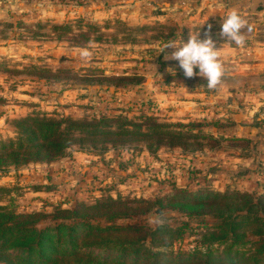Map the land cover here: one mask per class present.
I'll list each match as a JSON object with an SVG mask.
<instances>
[{
    "label": "rangeland",
    "instance_id": "374dc122",
    "mask_svg": "<svg viewBox=\"0 0 264 264\" xmlns=\"http://www.w3.org/2000/svg\"><path fill=\"white\" fill-rule=\"evenodd\" d=\"M241 1L245 7H236L253 30L236 46L218 33L224 7ZM210 2L0 0V142L16 136L17 120L36 114L123 116L142 130L145 116L171 126L170 132L196 135L136 138L94 149L75 144L48 164L0 166V206L52 214L123 201L139 213L108 222L95 209L89 224L165 228L158 241L175 254L200 246L205 228L219 224L207 193L264 196V0H223V8ZM199 30L202 39L209 33L218 48L227 49L221 55L219 50L224 75L214 90L166 60L171 48L158 53ZM173 66L175 76L167 71ZM244 128L250 135L230 132ZM158 139L163 143L155 144ZM257 239L245 240L240 250L251 253L249 242ZM149 243L147 237L144 247Z\"/></svg>",
    "mask_w": 264,
    "mask_h": 264
},
{
    "label": "trees",
    "instance_id": "16d2710c",
    "mask_svg": "<svg viewBox=\"0 0 264 264\" xmlns=\"http://www.w3.org/2000/svg\"><path fill=\"white\" fill-rule=\"evenodd\" d=\"M37 73L51 74L46 70ZM142 117L145 130L123 116L55 119L36 114L21 118L15 122L16 136L0 142V166L48 164L75 144H88L94 149L108 143H131L136 138H196L195 134L170 132L171 126ZM161 143L160 139L155 141ZM151 146L148 143L149 151ZM206 197L211 199L210 210L219 224L205 228L200 246L175 254L169 250L171 245L158 241V234L165 228L146 232L136 227L98 228L89 224L91 210L95 209L94 215L108 222L139 213L123 201L101 203L90 209L76 205L71 210L55 209L52 214L17 213L12 204L0 206V264H264V196L254 199L251 194L234 191L207 193ZM147 237L149 248L144 247ZM254 238L258 239L249 242L251 253L240 250L245 240Z\"/></svg>",
    "mask_w": 264,
    "mask_h": 264
},
{
    "label": "clouds",
    "instance_id": "9594fccd",
    "mask_svg": "<svg viewBox=\"0 0 264 264\" xmlns=\"http://www.w3.org/2000/svg\"><path fill=\"white\" fill-rule=\"evenodd\" d=\"M214 4L218 8L224 7L223 0H214ZM252 30V26L249 25L241 11L237 8H231L226 13L223 22L220 23L218 38L223 42L230 41L236 46H243L248 38L246 33H251ZM221 46L217 47L216 40L209 33H206L205 38L202 39L199 30L196 34L189 33L187 42L183 39L179 44L174 40L169 41L158 53L171 48L172 52L165 57L166 60L178 62V67L183 71L186 78L197 76L204 78L207 82V88L214 90L221 83L224 75V68L219 58ZM89 54L87 51L82 53L85 57ZM195 69L199 71L197 72ZM167 71L172 76L176 75L175 66L168 68Z\"/></svg>",
    "mask_w": 264,
    "mask_h": 264
},
{
    "label": "crops",
    "instance_id": "0c3cea01",
    "mask_svg": "<svg viewBox=\"0 0 264 264\" xmlns=\"http://www.w3.org/2000/svg\"><path fill=\"white\" fill-rule=\"evenodd\" d=\"M210 1H214V0H209V4L211 3ZM241 2H243V1H241ZM238 5H242L243 7H245V4H244V2L242 3V4H234V3H228V5L226 6V7H224V11L223 12H228V10H230L231 8H237L236 6H238ZM222 53H227V49H224V48H221L220 49V55L222 54ZM241 66H243V65H241ZM264 73V72H263ZM258 74H261V73H258ZM262 80H264V75H263V77H262ZM259 83H264V81H259ZM263 94H264V92H263ZM263 104H264V99H263ZM230 132H232V133H237L238 135H250L249 134V132H248V130L246 129V128H244L243 129V131L242 130H239V129H237V131H230ZM229 131L228 132H226L227 134L228 133H230Z\"/></svg>",
    "mask_w": 264,
    "mask_h": 264
}]
</instances>
